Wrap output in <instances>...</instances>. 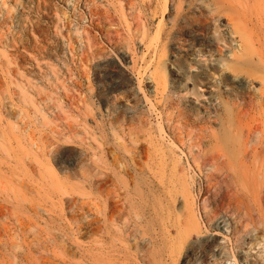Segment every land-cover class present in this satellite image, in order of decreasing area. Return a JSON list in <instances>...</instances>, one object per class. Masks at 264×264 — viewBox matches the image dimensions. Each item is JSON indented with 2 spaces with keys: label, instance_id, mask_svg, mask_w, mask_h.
Masks as SVG:
<instances>
[{
  "label": "rangeland",
  "instance_id": "obj_1",
  "mask_svg": "<svg viewBox=\"0 0 264 264\" xmlns=\"http://www.w3.org/2000/svg\"><path fill=\"white\" fill-rule=\"evenodd\" d=\"M100 184L118 264H264V0H0V264L105 259Z\"/></svg>",
  "mask_w": 264,
  "mask_h": 264
},
{
  "label": "bare ground",
  "instance_id": "obj_2",
  "mask_svg": "<svg viewBox=\"0 0 264 264\" xmlns=\"http://www.w3.org/2000/svg\"><path fill=\"white\" fill-rule=\"evenodd\" d=\"M204 156V155H203ZM222 157H225V155L223 153H215L213 154L210 153L206 158H205V161H204V166H209L211 167L210 169L214 170L217 174L216 176L219 177V175H226V177L228 176L231 180H232V184H235V185H232V187L230 186V188H228V192H227V201H229L230 203H232L233 207L235 208H238L240 207V204H239V196L237 194V191L235 189L234 186H236L237 184L241 183L242 180L240 179L241 178V174L239 173L238 171V167L239 165L243 164V160L246 159L247 155L246 153H242L241 154V157L239 158V161L237 160H232V159H228L226 158V160H223ZM199 159V158H198ZM202 160V159H201ZM216 160H220L219 163L222 164L221 167H217V162ZM200 161V160H199ZM203 163V161H201ZM241 164H240V163ZM201 165V164H200ZM209 169V170H210ZM215 175V174H213ZM219 179V178H218ZM97 185V184H96ZM98 186V185H97ZM95 186V187H97ZM104 186V184H103ZM99 188V187H98ZM97 188V189H98ZM94 189V188H93ZM106 188L105 187H101V184H100V188L98 189V193H95L96 196H98V199L97 201L92 199L91 196L89 199V202H90V199H92V201L94 200V203L92 204V209H91V212L88 213L90 210V208H88V206H90V204L86 207L87 210H84L82 211L83 213V227L86 228L88 225L90 227V224L91 222H93L95 224V227H96V230L97 231H101L103 233H100V234H103L102 236H99V237H102L101 241H102V244L105 245L104 247L107 249V257H105V259L102 257L103 253L101 254V256L98 254L95 256V254L92 256V258H88L86 256H84V260H85V263L84 264H118V262L125 258L126 257V253H127V248L124 247V246H121V248L117 249L116 246H118V242H119V245L120 242L124 243L125 241L124 240H127L129 239L131 241L132 237L134 238L135 234L134 232L129 228L128 224H130L132 226V223H128V221H126L127 217H128V214H127V217L125 215H123V210L119 209L117 204H116V201L113 199L111 200V198L108 196L109 194L107 193V191L105 190ZM95 192V191H94ZM105 192L106 194V197L105 198H102V195H104ZM93 197V196H92ZM87 198H85L87 200ZM116 199V198H115ZM85 200H82V204L84 205V202ZM110 201V203H109ZM84 202V203H83ZM89 202L86 201V203L88 204ZM85 206V205H84ZM82 210H83V206L81 207ZM123 213H122V212ZM129 213V212H127ZM126 219H124L125 217ZM135 216H138L137 214ZM90 218V220H89ZM130 218V217H129ZM130 220V219H129ZM92 224V225H94ZM134 224V223H133ZM135 226V225H134ZM133 226V227H134ZM137 228V226H135ZM132 228V227H131ZM91 229V228H90ZM138 229V228H137ZM92 230V229H91ZM140 230V229H139ZM83 231H86L83 229ZM136 231V230H135ZM141 231V230H140ZM188 232V231H187ZM85 233V232H84ZM88 233V232H87ZM92 233H96V232H93L92 230ZM142 233V232H140ZM139 233V234H140ZM86 234V233H85ZM89 234V233H88ZM90 234H91V231H90ZM186 234V233H185ZM189 234V233H188ZM83 235V234H82ZM87 235V234H86ZM138 235V234H137ZM89 236V235H88ZM86 236V237H88ZM93 236V235H92ZM140 236V235H139ZM185 236V235H184ZM188 236V235H187ZM186 236V237H187ZM84 237V236H83ZM131 237V238H130ZM138 237V236H137ZM180 237V236H179ZM90 238V237H89ZM92 238V237H91ZM95 238V237H94ZM145 238V237H144ZM98 239V238H97ZM100 239V238H99ZM139 239V238H137ZM135 239V240H137ZM185 239V238H183ZM91 241H93L92 239H90ZM89 240V241H90ZM141 240V239H140ZM129 241V243H130ZM133 241V239H132ZM131 241V243H132ZM142 241V240H141ZM93 242H96L95 240ZM92 242V243H93ZM99 242V241H98ZM137 242V241H136ZM100 243V242H99ZM128 243V242H127ZM128 243V244H129ZM133 243H135L133 241ZM88 244H91V242ZM95 244V243H93ZM99 244H97V246H95L96 249L98 250H103V247L102 246H98ZM123 245H126V244H123ZM137 245V244H136ZM127 246V245H126ZM138 246V245H137ZM176 246V245H175ZM88 247V246H87ZM87 247H85L87 249ZM127 247H131V246H127ZM132 248V247H131ZM136 248V247H135ZM138 248V247H137ZM136 248V249H137ZM143 248V247H142ZM95 250V249H94ZM105 250V249H104ZM133 250V248L131 249ZM135 250V249H134ZM173 250V249H172ZM100 252V251H99ZM142 253V252H141ZM140 254V253H139ZM89 255V254H88ZM87 255V256H88ZM100 256V257H99ZM90 257V256H89ZM83 258V256H82ZM83 260V261H84ZM122 261V260H121ZM123 262H125L123 260ZM83 263V262H82ZM126 263V262H125ZM123 263V264H125ZM121 264V263H120Z\"/></svg>",
  "mask_w": 264,
  "mask_h": 264
}]
</instances>
